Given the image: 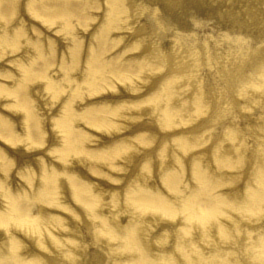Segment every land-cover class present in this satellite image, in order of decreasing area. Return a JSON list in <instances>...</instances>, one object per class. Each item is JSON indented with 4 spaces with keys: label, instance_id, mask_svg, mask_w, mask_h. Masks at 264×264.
<instances>
[{
    "label": "bare ground",
    "instance_id": "obj_1",
    "mask_svg": "<svg viewBox=\"0 0 264 264\" xmlns=\"http://www.w3.org/2000/svg\"><path fill=\"white\" fill-rule=\"evenodd\" d=\"M0 264H264V0H0Z\"/></svg>",
    "mask_w": 264,
    "mask_h": 264
}]
</instances>
